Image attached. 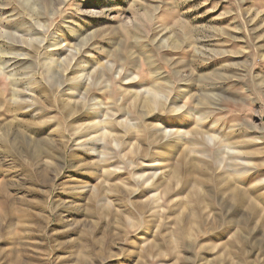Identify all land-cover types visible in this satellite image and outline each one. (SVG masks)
Here are the masks:
<instances>
[{
    "label": "rangeland",
    "instance_id": "1",
    "mask_svg": "<svg viewBox=\"0 0 264 264\" xmlns=\"http://www.w3.org/2000/svg\"><path fill=\"white\" fill-rule=\"evenodd\" d=\"M0 16L10 32L25 35L42 21L52 36L68 39V50L82 49L87 61L114 79L113 89L101 95L104 103L112 97L121 114L137 121L148 110L129 94L135 85L126 76L138 72V85L150 86L156 83L154 62L174 94L192 83L183 100L187 112H155L134 140L122 138L116 156L125 163L115 164L122 169L107 176L91 159L95 155H84L93 169L77 175L70 160L82 150L73 143L65 99L54 82L46 84L38 58L39 85L30 81L26 65L6 57L36 109L13 103L12 82L0 73V264H264V201L255 218L246 215L245 205L226 208L224 171L202 158L207 148L218 149L207 140L212 136L216 146L253 153V162L264 164V0H0ZM9 39L0 34V47L9 50ZM62 48L67 50L65 43ZM195 111L206 118L200 125ZM90 114L87 109L84 115ZM59 123L69 141L67 166L57 174L44 164L47 143L35 144L57 140ZM163 126L182 130L184 138L159 147L153 129ZM254 141L258 145L250 146ZM131 149L138 152L133 173L126 161L133 158ZM148 166L158 170L154 182L171 179L166 196L142 183ZM174 168L179 182L169 175ZM83 184L88 192L79 197Z\"/></svg>",
    "mask_w": 264,
    "mask_h": 264
},
{
    "label": "bare ground",
    "instance_id": "2",
    "mask_svg": "<svg viewBox=\"0 0 264 264\" xmlns=\"http://www.w3.org/2000/svg\"><path fill=\"white\" fill-rule=\"evenodd\" d=\"M1 17L2 22H0V34L2 36H9L11 42L8 43L9 50L0 47V73L7 74L12 82V86L14 87L12 89L13 103L27 104L26 109L29 110H32L33 108L36 109L34 98L27 95L28 90L18 87L19 79L16 74V68H12L13 66L9 64L6 57H14L17 61L15 63L16 66L26 65L25 69L30 70V81L37 84L41 82V78L39 69L35 68L36 63L34 64L33 59L38 58L39 68L46 69V84L48 85L50 82L53 84L54 82L55 92L60 94L61 98L65 99L62 100L61 103L68 117V126L72 129L73 143H75L76 148L82 150V153L78 152L79 156L77 158L70 160L69 167L71 170L76 169L77 175L82 172L83 168L86 170L93 169V163H85L86 158L84 155L89 157L95 155L91 159L99 165L98 171H101V173L103 171L107 176L117 173V170L122 168H120V166H115L116 162L120 161L121 163H125L123 160H119L116 156V150L120 151L123 147L124 142L122 141V138L126 141L134 140L136 135L141 133L142 129L146 128V125H143L142 121L156 119L151 115L155 114V112L169 110L171 113L179 115L189 110L183 100L185 93L189 91L192 83H186L179 93L174 94L173 84L168 80V77L154 64V62H150L149 64L153 68L151 70L152 78L156 83H152L150 86L138 85L140 83L138 80L140 79L138 72L137 74L131 73L125 77L129 83L135 85L134 88H130L131 93L129 94H132L135 97L134 100L143 101V107L148 111H140L139 121L135 120L133 116L131 117L130 113L127 111H123L124 113L121 114L117 102H115L112 97L110 98V104L107 105L104 103L103 97L101 96L105 91L110 92L113 89V77L100 73V69L97 67L98 65L95 66L94 61L89 62L82 56L84 52L82 49L77 48L68 50L69 44L66 42L68 39L66 37L61 38L59 35L52 36L50 33L51 26L49 27V24L42 23V21L36 23V28L35 30L33 29L34 31L30 30L28 33L25 32V35H21L18 30L13 33V31H9L8 26H3L2 24L5 23L7 19L3 18V16H0V19ZM17 41H21L23 47H18L16 44ZM64 43L67 50L62 48L64 47ZM24 49L26 51H24ZM42 50H45L44 57L39 55ZM80 56L81 58H79ZM21 58L24 59L20 60ZM115 68L116 67H112L110 71L116 74L117 78L121 77L122 71L118 70L115 73ZM74 74L75 77H73V79H68L69 75ZM94 89L101 94L92 95ZM119 89L122 91V88ZM123 99L124 98H121L120 102H123ZM87 109L91 114L88 117H85L84 114L87 112ZM196 114L198 116L197 123L200 125L206 118L202 113ZM190 115L191 114L187 113V116ZM153 130V142L157 143L159 147L165 145L168 140H171V138L176 140L184 138L182 130L179 129L175 130L163 126L161 128L155 127ZM54 132L60 135L57 140L48 137V139L36 142L35 146L39 148L43 143H47L46 147H48L49 152H46L45 156L47 158L44 161V164L47 168H50L51 173L60 174L67 166V154L65 152L67 143L65 140L69 141V137L65 133V126L60 123L56 125ZM207 140L210 145L218 149L213 153L207 148L208 152L206 150L202 158L215 160L218 170L224 171V175L222 174L221 177L223 176L225 181L222 179L224 182H221L220 185L226 188L222 194L226 195L225 207L228 208L230 205L231 208H233L239 204H242V206L245 205L244 212L246 215L255 218L261 212L259 204L264 201V178L262 177L264 164L256 165L253 162V153H248L247 151L243 152L242 150H237L232 147H228L227 150H224V148L216 146L215 143L217 140L212 136H209ZM249 144L250 146L251 144L258 145V141L250 142ZM133 146L134 151H136L137 143H133ZM51 150L53 151V154L50 153ZM161 153L162 152L159 150L156 156H159ZM72 154H74V152ZM130 154L133 155V158H127L126 161L129 166L128 169L133 173L138 152L134 153L131 149ZM151 162H158V159ZM156 169L157 168L153 169L148 166L144 169L140 179L143 184L148 183L152 187V191L163 189L161 194L166 196L170 190V183L172 181L171 179L169 180V176L167 175L159 177L157 182H154L158 171ZM170 172L171 174L169 175H172L173 180L179 182L181 173L175 168ZM253 183H255V185H252L251 188L247 189V185ZM87 189L88 185L83 184L82 190L80 191L81 195H79V197L88 192L86 191ZM158 201L159 197L158 195H155L152 202L153 205L157 204ZM232 211H234V209H232ZM236 213H238V210ZM145 225L144 232L146 233L149 225L146 223ZM23 251L24 250L21 248V252Z\"/></svg>",
    "mask_w": 264,
    "mask_h": 264
}]
</instances>
